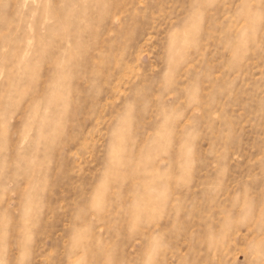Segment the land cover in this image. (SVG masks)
<instances>
[{"label":"rangeland","instance_id":"obj_1","mask_svg":"<svg viewBox=\"0 0 264 264\" xmlns=\"http://www.w3.org/2000/svg\"><path fill=\"white\" fill-rule=\"evenodd\" d=\"M0 264H264V0H0Z\"/></svg>","mask_w":264,"mask_h":264}]
</instances>
